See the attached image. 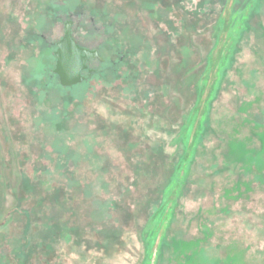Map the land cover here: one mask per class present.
I'll return each instance as SVG.
<instances>
[{"label":"rangeland","instance_id":"1","mask_svg":"<svg viewBox=\"0 0 264 264\" xmlns=\"http://www.w3.org/2000/svg\"><path fill=\"white\" fill-rule=\"evenodd\" d=\"M0 264H264V0H0Z\"/></svg>","mask_w":264,"mask_h":264},{"label":"water","instance_id":"2","mask_svg":"<svg viewBox=\"0 0 264 264\" xmlns=\"http://www.w3.org/2000/svg\"><path fill=\"white\" fill-rule=\"evenodd\" d=\"M92 55L93 52L76 44L69 23H66L64 34L56 43L54 51L56 62L53 71L57 74L59 83L63 86H71L79 82L82 79L80 71L84 68V61Z\"/></svg>","mask_w":264,"mask_h":264},{"label":"flooded vegetation","instance_id":"3","mask_svg":"<svg viewBox=\"0 0 264 264\" xmlns=\"http://www.w3.org/2000/svg\"><path fill=\"white\" fill-rule=\"evenodd\" d=\"M69 23V28L71 30L72 38L75 40L76 44L84 49H87L91 52H93L92 56H89L85 61H84V68L81 69L80 75L82 79L77 82L76 84L82 83L86 81L89 77L92 75L96 74L98 72H103V69L105 68L106 70L109 69V66H107L108 61L104 58L102 53L99 50V45L96 46H88L85 44L80 43L76 37H75V31L72 29V21L68 20L64 22V30H65V24ZM84 53H82L83 55ZM74 85V84H73ZM72 86V85H71ZM69 87V86H67Z\"/></svg>","mask_w":264,"mask_h":264}]
</instances>
